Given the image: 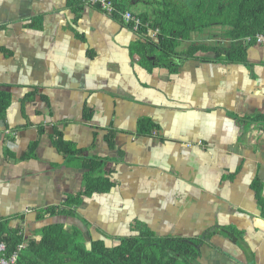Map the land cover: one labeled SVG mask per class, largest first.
Instances as JSON below:
<instances>
[{
  "label": "crops",
  "instance_id": "0c3cea01",
  "mask_svg": "<svg viewBox=\"0 0 264 264\" xmlns=\"http://www.w3.org/2000/svg\"><path fill=\"white\" fill-rule=\"evenodd\" d=\"M72 1L0 0V222L36 240L53 222L107 245L196 239L199 264H264V43L229 62L189 57L190 42L228 44L191 34L163 57L156 29ZM93 157L113 185L80 195ZM78 195L74 215L57 213Z\"/></svg>",
  "mask_w": 264,
  "mask_h": 264
},
{
  "label": "trees",
  "instance_id": "16d2710c",
  "mask_svg": "<svg viewBox=\"0 0 264 264\" xmlns=\"http://www.w3.org/2000/svg\"><path fill=\"white\" fill-rule=\"evenodd\" d=\"M79 1L73 0L72 3L78 4ZM112 1L121 10L129 8L130 0ZM157 3L152 12L137 14L151 28L158 29V43L153 46L161 50L163 57L178 54L181 41L189 40L191 34L206 33L228 40V44L190 42L185 49L189 57H194L198 51H212L225 61L242 62L247 48L254 43L246 42V38L253 39L256 34L264 33V0H157ZM136 44L138 51L142 52L145 46ZM9 102L10 95L0 90V118ZM56 145L66 155L75 153L60 139L56 140ZM106 162L96 157L85 160L87 171L80 195L110 190L113 183L103 173ZM254 188L258 193L256 184ZM80 195L68 196L65 206L57 213L74 215L73 207L80 204ZM261 208L264 216L263 204ZM36 233L40 235L38 240L24 237L18 229L7 231L6 223L0 222V242L7 244V254L15 251L20 243L25 245L18 253L17 264H199L200 250L197 246L201 240L196 239L156 238L141 233L107 245L104 240L92 239L77 227L65 228L63 222L49 223ZM222 233L233 241L240 238L239 232L229 227L223 228Z\"/></svg>",
  "mask_w": 264,
  "mask_h": 264
},
{
  "label": "built area",
  "instance_id": "2783aa9c",
  "mask_svg": "<svg viewBox=\"0 0 264 264\" xmlns=\"http://www.w3.org/2000/svg\"><path fill=\"white\" fill-rule=\"evenodd\" d=\"M86 6H94L100 9L108 16L119 17L125 24L129 25L134 31L141 32L142 29H147L148 23L143 22L142 18L133 13L131 10H121L112 0H83ZM158 32V29H156ZM254 41V43H264V33H259L254 36L246 38V42ZM24 243H20L16 250L7 254V244L0 242V264H17L18 253L24 248Z\"/></svg>",
  "mask_w": 264,
  "mask_h": 264
},
{
  "label": "rangeland",
  "instance_id": "374dc122",
  "mask_svg": "<svg viewBox=\"0 0 264 264\" xmlns=\"http://www.w3.org/2000/svg\"><path fill=\"white\" fill-rule=\"evenodd\" d=\"M152 1H154V0H152ZM129 9L135 11L136 13H141L142 7L140 4H138L137 6L131 5V7Z\"/></svg>",
  "mask_w": 264,
  "mask_h": 264
},
{
  "label": "water",
  "instance_id": "95a60500",
  "mask_svg": "<svg viewBox=\"0 0 264 264\" xmlns=\"http://www.w3.org/2000/svg\"><path fill=\"white\" fill-rule=\"evenodd\" d=\"M89 244V243H88Z\"/></svg>",
  "mask_w": 264,
  "mask_h": 264
}]
</instances>
